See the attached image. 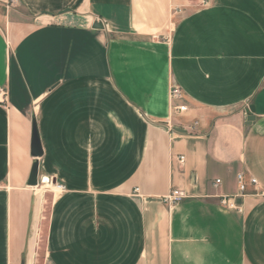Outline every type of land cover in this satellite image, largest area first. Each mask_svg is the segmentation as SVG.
Wrapping results in <instances>:
<instances>
[{"label": "crops", "instance_id": "obj_1", "mask_svg": "<svg viewBox=\"0 0 264 264\" xmlns=\"http://www.w3.org/2000/svg\"><path fill=\"white\" fill-rule=\"evenodd\" d=\"M0 87V264L33 261V120L43 264H264V0H0Z\"/></svg>", "mask_w": 264, "mask_h": 264}, {"label": "rangeland", "instance_id": "obj_2", "mask_svg": "<svg viewBox=\"0 0 264 264\" xmlns=\"http://www.w3.org/2000/svg\"><path fill=\"white\" fill-rule=\"evenodd\" d=\"M56 184L58 183L56 181H53L51 177L49 178L45 174H40V178H38V186L34 187V190L30 189L32 207H35L36 203L38 209L37 237L32 264H43L45 253V241L51 208L55 196L59 192V190L56 188Z\"/></svg>", "mask_w": 264, "mask_h": 264}, {"label": "built area", "instance_id": "obj_3", "mask_svg": "<svg viewBox=\"0 0 264 264\" xmlns=\"http://www.w3.org/2000/svg\"><path fill=\"white\" fill-rule=\"evenodd\" d=\"M170 100L175 101L179 100L181 98V90L177 85H172L170 87L169 92ZM0 106L7 108L8 106V94L5 88L0 87ZM173 112H183L186 110L185 106H178V105H172L171 107ZM180 161L183 162V157H180ZM216 185L220 183L219 180H217ZM257 184V180L254 178H249L248 183L245 180V176L243 174L237 175V185H238V195L234 196H222L219 197V204L223 207H225L228 210H234L236 212H241L240 205L238 203V200H240L247 192L248 185L255 186ZM183 198L182 193L178 191H174L170 193L169 196L165 198V201L169 204L173 205L179 202Z\"/></svg>", "mask_w": 264, "mask_h": 264}, {"label": "water", "instance_id": "obj_4", "mask_svg": "<svg viewBox=\"0 0 264 264\" xmlns=\"http://www.w3.org/2000/svg\"><path fill=\"white\" fill-rule=\"evenodd\" d=\"M93 28L100 29L102 28V24L97 23L93 26ZM253 110V108H252ZM42 146L40 141L39 132L37 129L36 121H32V131H31V144H30V155L34 158L29 176L27 179L28 187H36L38 186V177H39V163L38 159L42 156ZM240 200H238L239 202Z\"/></svg>", "mask_w": 264, "mask_h": 264}, {"label": "bare ground", "instance_id": "obj_5", "mask_svg": "<svg viewBox=\"0 0 264 264\" xmlns=\"http://www.w3.org/2000/svg\"><path fill=\"white\" fill-rule=\"evenodd\" d=\"M56 188L58 189V187L56 186Z\"/></svg>", "mask_w": 264, "mask_h": 264}]
</instances>
